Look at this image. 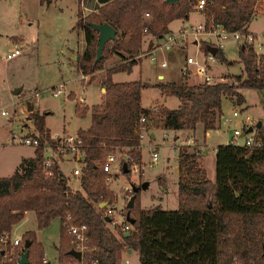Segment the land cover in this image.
I'll list each match as a JSON object with an SVG mask.
<instances>
[{"label":"trees","instance_id":"1","mask_svg":"<svg viewBox=\"0 0 264 264\" xmlns=\"http://www.w3.org/2000/svg\"><path fill=\"white\" fill-rule=\"evenodd\" d=\"M195 3L196 0H178L175 4L165 0H111L86 16L78 9L75 28L83 32L85 50L77 57V71L91 76L103 70L108 60L117 63L104 70L105 92L100 104L91 109L90 127L77 132L84 153L82 192L68 187L56 161L45 168L44 148L47 145L56 151L57 141L45 130L46 113L32 111L28 118L33 120L39 145L32 158L21 160L12 176L0 177V237L12 231L22 220L23 212H31L38 229L47 228L52 220L60 221L55 250L56 260L61 264H120L125 250L137 252L139 264H264V124L256 130L260 147L232 143L215 149L214 181L200 170L198 152H179L183 161L179 160L178 170L181 173L182 163L190 162L193 180L179 178L176 210H147L138 204L132 209L125 208L134 224L129 232L116 230L118 236L104 221V208L96 211L99 204L114 202L102 169L106 154L116 148L126 149L128 161L123 164L126 163L125 175H130L131 166L142 162L135 126L140 115L150 120L152 114L141 107L140 96L145 87L140 82L115 83L112 77L130 73L137 64L135 57L142 49L143 29L156 39L163 38L170 33L169 24L187 19ZM252 5V0H213L204 12L205 23L212 21L228 32L239 31L250 23ZM146 13L150 19L145 18ZM90 24H108L116 31V39L105 45L96 65L98 33ZM246 32L244 29L243 33ZM211 47L215 45L209 41L199 44L203 54H208ZM238 55L242 72L232 77L233 84L157 83L155 87L163 94L180 101L174 110L160 109L162 129L192 132L202 124L205 131L212 130L222 114L224 97L241 105L244 97L240 89L264 93V58L258 59L246 44L239 47ZM215 58L227 63L220 50ZM75 114L83 117L86 110L75 107ZM133 195L136 196L131 192L130 198ZM67 215L73 224H85L88 228V244L94 250L85 252L81 261L70 255V236L64 226ZM25 242L30 243L28 264H43L44 252L33 232L22 236L20 255ZM3 257L0 251V264Z\"/></svg>","mask_w":264,"mask_h":264},{"label":"rangeland","instance_id":"2","mask_svg":"<svg viewBox=\"0 0 264 264\" xmlns=\"http://www.w3.org/2000/svg\"><path fill=\"white\" fill-rule=\"evenodd\" d=\"M78 9L86 16L93 13L94 9H98V4L95 0H83V6L80 5L79 0H51L48 5L46 2L41 3L40 0H0V177L12 176L22 159L31 158L34 155V147H26L20 144L23 137L31 134L35 136L37 133L33 120L29 119V122L26 123L27 127H24L22 121L24 115L29 114L24 111L27 110L29 104H33V111L46 113L45 130L49 134L56 135L57 138L75 137L80 129H86L91 124V109L100 103L99 94L101 97L105 92L103 88L104 70L112 61L110 62V59L106 62L101 74L96 72L95 75L85 76L86 79L82 80V75L76 69L77 57L82 56L85 43L83 32L77 31L75 28ZM198 14L201 15L200 19H202L199 23L205 22L203 15ZM196 24L198 23L196 22L195 26ZM181 27H186L187 30L194 28V26L190 27L186 23L183 24L180 20L169 25L170 30L174 33H177ZM249 31L262 33L260 38L264 41V37H262L264 35V12L251 21ZM142 38L141 52L148 50L147 44L157 43V39L148 33L143 34ZM205 38L201 37L199 43L205 41ZM209 42H213V40ZM221 43H223L228 61L227 63L218 61L213 66L214 82H219L220 78L229 77L227 82L234 83V79L230 78L242 72L238 55L240 45L232 38ZM189 45L187 43L182 50H185ZM15 48L20 50V55L12 60H3ZM176 52L171 57L175 61L182 55L184 56L183 52ZM191 54H194L193 48L186 52V55ZM180 61L181 59H178V62ZM137 63L130 73L114 75L113 81L140 82L145 87L141 93V105L147 108L154 105L158 106L154 107L156 112L150 110L152 113L150 121L154 123L155 129L152 128L149 134L153 140H150L149 134H144L145 137L141 140L142 162L138 164L140 170L137 174L131 173L127 176L123 173V163L128 161L126 149L119 148L111 151L116 154L118 160L111 165L109 176L112 177V181L107 185L114 194L112 205L115 206L116 217L120 221L126 215L125 208L133 188H138L134 204H138L140 208L147 210L160 208L173 211L178 208L177 192L175 191L176 188L178 189L179 178L187 182L193 180L190 162L182 163V171L178 179L176 178L175 167L179 160L183 161V154L180 158L179 152L186 153L188 151L182 145L175 148L173 140L177 133L165 131L161 127L160 109L162 105L167 109L174 110L180 101L176 97L163 94L155 87L156 83L159 82L157 80L159 74L164 76L163 82L175 81L180 84V79L175 75L177 73L176 63H171L175 66L172 70L174 71L172 78L169 74L172 67L162 70L159 65L145 58L138 59ZM180 78L187 81V85H192L191 79ZM92 82H96L103 91L99 93L98 85ZM60 85L64 86L66 95L52 97L48 90ZM71 92L86 101L85 104L78 107L86 110L83 117H78L75 114V106L70 100L74 94ZM36 93L40 95L38 98L34 97ZM239 93L244 97L245 103L237 105L236 102L224 100L223 107L221 106L223 115L230 116L236 111L239 114L236 125L240 129L242 128L240 122L246 117L257 123H264V93L248 89H240ZM68 94H70V99L67 97ZM1 112H6L7 115L2 116ZM220 126L219 134H216V130L212 129L204 135L201 126H197L194 130L193 138L200 142L198 146H203V141L206 140V145L203 148L204 167L211 180L215 176L213 147L231 141L232 130L234 129L233 124L227 128V125H223L222 122ZM163 135H166V138ZM13 138H16L18 142L13 143ZM180 139L183 140L184 137ZM150 141L153 145H159L157 150L158 162L156 165L146 167L143 163L148 162L150 158ZM240 142L242 141H237V143ZM60 166L61 170L68 175L73 163L65 161ZM162 177L164 178L162 179ZM162 180H166V187L162 184ZM145 183L148 186L142 189L141 187ZM163 187L167 188L168 192L163 193ZM164 195L166 203H160ZM96 209L100 210L98 206ZM60 226V221L55 219L47 228L38 229L36 217L33 214H28L14 230L13 237H20L27 232H33L36 242L41 245L46 255L45 257L53 262L56 257L55 248L59 244ZM108 228L118 236L109 225ZM125 259L128 260L129 264H139L138 254L135 251L125 256Z\"/></svg>","mask_w":264,"mask_h":264},{"label":"built area","instance_id":"3","mask_svg":"<svg viewBox=\"0 0 264 264\" xmlns=\"http://www.w3.org/2000/svg\"><path fill=\"white\" fill-rule=\"evenodd\" d=\"M253 5L251 9V19L250 22L264 12V0H252ZM80 5L83 6V0H79ZM96 4H98V0H95ZM213 3V0H196V3L193 5V12L195 13H203L205 12L206 8ZM101 5L98 4V7ZM97 9H94L93 12H96ZM146 19H150L151 16L149 13L145 14ZM250 24V23H249ZM249 24L245 25L241 30L228 32L222 26L214 25L211 22L198 24L194 28L190 30L181 29L177 33H169L161 40V44L159 45H151L148 47V50L144 52H140L135 60L145 58L149 59L151 62L158 63L161 67H167L168 63L167 60L164 59L165 55L168 53L173 52L174 49L184 48L185 45L188 43L190 45H194L196 47V53L193 56H185L182 62V65L179 68V75L183 79H197L196 84H204V85H214L213 76L210 74L209 68L216 62L215 56L211 55L210 53L203 55L201 58L200 55V48H199V39L201 37H206L212 39L215 43H221L228 38H232L235 42L240 43V45H248L251 46L255 55L259 58H264V41L261 40V36L254 35L248 32ZM246 29V33H243V30ZM147 33V29L142 30V34ZM264 37V35L262 36ZM20 54V50L16 49L10 54H7L3 59L8 61L12 60ZM159 56L163 57V60L159 59ZM86 79L85 76H82V80ZM195 85V84H194ZM48 93L52 97H59L65 96V88L63 85H60L52 90H48ZM74 94V97L71 99L70 94ZM68 94V99L73 102L75 107H79L82 104H85V99L82 97L76 96L74 92ZM40 95L35 94L34 97L38 98ZM31 106L33 104H30ZM33 107V106H32ZM152 111L156 112L155 108L151 109ZM2 116H6V112H1ZM238 113L234 112L233 116H237ZM247 122H250L248 118H246ZM150 120L148 117L144 115H140L138 122L135 126V134L137 137L142 140L144 137L145 132L150 126ZM251 127L254 128V124L250 122ZM250 128H246L243 131L234 130L233 137L230 141V144H237V141L242 138L243 144L247 148H258L260 147L261 143L257 137V133L247 132ZM53 140L57 141L56 151H53L49 146H45V168H50L53 164V160L51 154L55 155L56 162L61 161L63 158L72 156L71 159L74 160L76 163H79L84 155L82 151V141L77 136L75 137H63V138H53ZM17 139L13 138V143H17ZM20 144L26 147H34L36 148L39 145V140L34 135H29L22 138ZM116 148L115 150H117ZM150 150V158L149 161L143 163L144 166L149 167L151 165H156L158 162V153L155 147L149 144ZM48 155V157H46ZM118 160L116 154L113 152H109L106 154L102 169L106 173L105 183L109 184L112 181V177L109 176V172L111 169V165ZM139 168L137 164H133L131 166V173L137 174L139 172ZM74 176H81V171L79 169V164L76 165L75 170L73 171ZM128 191V190H126ZM116 208L112 204H107L104 208V217H108L110 222L108 225L113 229V231H120L123 233L129 232L132 229V226L126 222L125 216L120 221L116 217ZM71 216L67 215L65 217L64 226L67 229V233L70 236V246L71 250L79 252L82 255L85 252H89L94 250L88 244V228L85 224L76 225L71 222ZM22 243V237L12 238L10 234H4L0 237V251L4 254L2 264H19L20 254L18 248ZM9 247V249H8ZM81 261V259L79 260ZM43 264H61L57 260L51 262L45 256L42 259ZM125 263H128L125 261ZM70 264V263H67ZM82 264V263H77ZM95 264V262L91 263ZM121 264V263H120Z\"/></svg>","mask_w":264,"mask_h":264},{"label":"crops","instance_id":"4","mask_svg":"<svg viewBox=\"0 0 264 264\" xmlns=\"http://www.w3.org/2000/svg\"><path fill=\"white\" fill-rule=\"evenodd\" d=\"M91 3H92V1H90ZM50 3H51V0H50ZM202 15H203V17L205 18V16H204V14L203 13H201ZM201 18V15H199L198 13H195V12H192L189 16H188V18L187 19H185V20H180L183 24L184 23H186V24H188V25H190V27H192V26H194L195 27V23L197 22L198 24H203V23H199V21H201L202 19H200ZM205 20V19H204ZM176 21V20H175ZM174 22V21H173ZM172 23V22H171ZM170 23V24H171ZM251 23V22H250ZM169 24V25H170ZM198 24H196V26L198 25ZM249 27H250V24H249V26H248V32L249 33H251V34H254V35H258V36H261L262 35V33H253V32H251V31H249ZM169 28V27H168ZM193 28V27H192ZM181 29H187L186 27H181L180 28V30ZM169 31H170V33H174L173 31H171L170 30V28H169ZM164 38V37H163ZM161 40H162V38H159V39H157V43H149V44H147V46L148 47H150L151 45H159V44H161ZM211 41L212 39H209V38H205V41ZM211 44H213V45H215V48L217 49V50H220L221 52H222V54H223V56H224V58L228 61V58H227V55H226V53L224 52V47H223V43H215L214 41L213 42H210ZM239 45H240V43H238ZM241 46V45H240ZM190 48H193L194 49V54H191V55H187V56H193V55H195V53H196V47L194 46V45H189V47L187 46L186 47V49L185 50H182L181 48H178V49H174L173 50V52H171V53H168V54H166L165 55V57H164V59H166L167 60V63H168V66L167 67H161L158 63H155V64H157V65H159V67H160V69H162V70H166V69H169L170 67H172L171 69H170V72H169V74H170V78H172V75H173V73L172 72H174V71H172V70H174L173 68L176 66V77H178L179 79H180V84H183V83H187V81H183L181 78H180V75H179V68H180V66L182 65V62H183V59H184V57L186 56V52H187V50L188 49H190ZM17 48H15L14 50H16ZM13 50V51H14ZM84 50H85V43H84V47H83V49H82V55H83V53H84ZM200 50V49H199ZM176 51H180V52H183L184 53V56L182 57L181 56V58H178V59H181V61L180 62H178V59L175 61V60H173V58H171V57H173L172 56V54H174V53H177ZM20 55V54H19ZM200 56V58L203 56V55H205V54H203L201 51H200V54H199ZM16 58V57H15ZM162 59L161 60H163V57H161ZM1 59V58H0ZM4 60V59H3ZM114 60V59H113ZM112 59L110 60V62L111 63H108V67H106V69L107 68H110V67H112V66H114V65H116L117 63L115 62V61H113ZM6 61V60H5ZM151 62V61H150ZM218 62V60L216 59V62L209 68V70H210V74L213 76V74H212V69H213V66L216 64ZM152 63H154V62H152ZM171 63H176L175 64V66H174V64H172L171 65ZM138 64V63H137ZM136 64V65H137ZM135 65V66H136ZM134 67V66H133ZM132 67V68H133ZM178 67V68H177ZM102 71V70H101ZM101 71H98L97 73H100L101 74ZM131 71H132V69H131ZM96 74V73H95ZM95 74H93V75H95ZM114 75H116V74H114ZM113 75V76H114ZM83 76V75H82ZM104 77V76H103ZM213 78H214V76H213ZM228 78L229 77H225V78H220L219 79V82H215V83H228L227 82V80H228ZM112 79H113V77H112ZM230 79H233L232 77L230 78ZM157 80L159 81V82H157V83H160V82H163L164 81V76L163 75H161V74H159V75H157ZM193 82H192V85H194V84H196L198 81H197V79H191ZM104 81V80H103ZM167 82H174V83H176L175 81H167ZM189 82H190V80H189ZM92 83H96V82H92ZM91 83V84H92ZM115 83H124V82H115ZM156 83V84H157ZM194 83V84H193ZM97 84V83H96ZM178 84V83H177ZM228 84H233V83H228ZM90 85V84H89ZM98 85V84H97ZM191 85V86H192ZM98 88H99V85H98ZM103 91V89H100L99 88V93L100 92H102ZM142 93V92H141ZM141 97V96H140ZM101 97H100V94H99V99H100ZM224 100H229L230 102H233V103H235V101L234 100H231V99H229V98H227V97H224L223 99H222V103H221V106L223 107V102H224ZM100 102H101V99H100ZM244 103H245V100H244ZM100 103H98L97 105H99ZM238 105V104H237ZM96 106V105H95ZM156 106H158V105H154L153 107H149V108H154V107H156ZM179 106V105H178ZM141 107H142V109H146V110H151V109H149V108H147V107H143L142 105H141ZM162 107H164L163 105H162ZM222 107H221V112H222V114H221V116L219 117V119H218V121H217V124L215 125V127H214V130H216V134H219V129H220V124H222V122H223V125H227V128H229L232 124L234 125V129L232 130V136H231V140H232V137H233V131L234 130H239V131H243L244 129H246L247 127L248 128H250L251 127V124H250V122H252V124H254V125H256L257 124V122L256 121H254L253 119H250L249 117H246V118H248L249 119V121L250 122H247L246 121V118L243 120V121H241L240 122V124H242V128L240 129L239 127L237 128V125H236V120H237V118L239 117V114L237 115V116H233V113L234 112H236V111H234L230 116H224L223 114H224V112H223V109H222ZM165 108H167V107H165ZM24 111H27V110H24ZM25 113V112H24ZM91 114V113H90ZM91 116V115H90ZM152 118V114H151V116H150V119ZM23 121V123H24V127H27L26 126V123L27 122H29V118H28V115H24V120H22ZM90 122H91V117H90ZM150 126H149V128L147 129V133H145V135L146 134H149L150 132H151V129L152 128H154V123L153 122H151L150 121ZM262 123V122H261ZM264 123H262V125H263ZM91 125V124H90ZM197 126H201L202 127V129H203V133H204V135H206L207 134V132H209V131H212V130H207V131H205L204 130V127H203V125L202 124H198ZM90 127V126H89ZM88 127V128H89ZM88 128H86V129H80V130H87ZM155 129V128H154ZM257 129H255V128H253V131L254 132H257L256 131ZM248 131V130H247ZM177 134H175L174 135V147L176 148V146H180V145H182L183 147H185L186 148V150L188 151V153H191V152H193V151H196V152H198L199 154H200V159L198 160V164H199V168H200V170H202V171H204L205 172V177L207 178V179H209V180H211L209 177H208V175H207V171H206V169H205V167H204V147H205V145H206V140H204L203 141V146H198V143H200L199 141H197V140H195L193 137H194V133H195V131H192V133L191 134H188V133H190V132H182V131H180V132H176ZM179 133V134H178ZM190 135H193L192 137L190 136ZM77 136V135H76ZM166 135H163V137L164 138H166L165 137ZM50 137H51V139H53V138H56V139H58L57 138V136L56 135H52V134H50ZM145 137V136H144ZM181 137H184V139L183 140H181L180 138ZM207 137V136H206ZM149 138H150V140H153L152 138H151V135L149 134ZM163 138V139H164ZM178 140H180L179 142H178ZM239 141H242V142H240V143H237L238 145H242L243 144V139L242 138H240L239 139ZM176 142H178V144L176 145ZM149 144H151L153 147H155L156 148V150H158V147H159V145H157V144H152L151 143V141L149 142ZM227 144H230V141L229 142H226L225 144H223V145H227ZM218 146H220V145H215L214 147H213V150H214V152H215V149L218 147ZM140 148H141V151H142V147H141V140H140ZM34 156V155H33ZM51 157H52V160H55V155H53V154H51ZM71 157L72 156H68V157H65V158H63L61 161H59V162H57V164H58V167H59V170H60V172L62 173V175L64 176V178L66 179V182H67V185H68V187H70L73 191H79V192H82V188H81V186H80V176H74L73 175V171L75 170V168H76V165L77 164H79V169H80V171H81V167H82V165H81V161H82V159H83V156H82V159L80 160V162L79 163H76L74 160H72L71 159ZM32 158V157H31ZM72 162L73 163V167H72V169H71V172L67 175V174H65L62 170H61V163L62 162ZM214 163H215V158H214ZM175 176H176V178L178 179V177H179V174H180V172H179V170H178V164H177V166L175 167ZM3 178V177H2ZM164 177H162V179H163ZM214 179H215V176H214ZM214 179L213 180H211V181H214ZM178 181V180H177ZM164 182V183H163ZM166 182V180H162V184H164L165 185V187H166V184H167V182ZM179 182V181H178ZM74 185H76V187H74ZM165 187H163V193H166V192H168V190H167V188H165ZM177 188H176V191L175 192H177ZM166 203V199H165V195H164V197L162 198V201H160V203ZM101 206H103V203H101V204H99L98 205V207H99V209H100V207ZM106 206H104L103 208H105ZM96 211H98V210H96ZM28 214H33V213H31V212H23V218H22V220L18 223V224H16L14 227H13V229H12V231L9 233L10 234V236L12 237V238H18V237H13V233H14V230L22 223V221L24 220V218L26 217V215H28ZM34 215V214H33ZM35 216V215H34ZM24 235V234H23ZM23 235H21L20 237H22ZM38 243V242H37ZM132 252H134V251H132V250H130V252L128 251V250H125L123 253H122V258H121V264H129V262H128V260L127 259H125V256H127V255H130ZM44 256H46L45 254H44ZM47 258V257H46ZM56 260V257L54 258V261ZM125 261H127L128 263H125Z\"/></svg>","mask_w":264,"mask_h":264},{"label":"water","instance_id":"5","mask_svg":"<svg viewBox=\"0 0 264 264\" xmlns=\"http://www.w3.org/2000/svg\"><path fill=\"white\" fill-rule=\"evenodd\" d=\"M111 0H98V4L105 5L107 3H109ZM166 3L168 4H175L178 3V0H165ZM46 4H50V0L46 1ZM91 27L93 28V30H95L98 33L97 36V49H96V56H95V60H94V65H96L102 58L103 56V51L105 48V45L108 42L114 41L116 39V31L110 27L108 24H102V25H97V24H90ZM217 49L215 47H211L209 49V53L213 56H215ZM18 93V92H17ZM33 111V107L29 104L27 106V112L31 113ZM262 125L261 122H258L254 128L258 129L260 126ZM253 128H250L247 132H252ZM46 157H48V155H46ZM123 173L126 174L127 170H126V164L123 165ZM148 186V184H143L142 185V189H145ZM135 194L138 192V188H133V191ZM134 201H135V195H133L128 203L126 208L128 209H132L134 206ZM107 203H103V206L100 207V209H102L104 206H106ZM125 220L127 223H129L131 226L134 224V220L130 217L129 212L126 213L125 215ZM104 221L108 224L110 222V219L108 217H104ZM128 235V233L126 234ZM29 246L30 243L25 242L24 244V250L20 255V260H19V264H28V255H29ZM130 252V250H128ZM70 255L75 257L78 261L81 259V254L79 252L70 251Z\"/></svg>","mask_w":264,"mask_h":264}]
</instances>
